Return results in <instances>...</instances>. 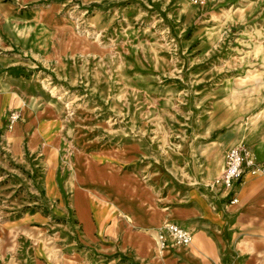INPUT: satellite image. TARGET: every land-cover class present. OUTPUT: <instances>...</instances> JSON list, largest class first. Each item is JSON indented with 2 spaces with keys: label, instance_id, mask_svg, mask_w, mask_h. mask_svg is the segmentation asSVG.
<instances>
[{
  "label": "rangeland",
  "instance_id": "obj_1",
  "mask_svg": "<svg viewBox=\"0 0 264 264\" xmlns=\"http://www.w3.org/2000/svg\"><path fill=\"white\" fill-rule=\"evenodd\" d=\"M76 6L82 8L75 12L82 20L74 21L72 34L97 52L66 62L62 69L61 61L30 73L0 69V79L6 74L36 79L30 89L39 106L54 109L59 138L48 152L40 144L32 153L26 143L25 156L0 164V205H9L0 212V223L10 229H0V255L11 264H31L35 248L57 264L72 251L106 264L101 244L110 242L117 225L122 237H154L159 228H144L143 211L131 215L111 201L133 195L129 203L136 209L147 195L164 205V196L176 190L208 188L201 176L215 157L213 148L208 149L212 137L203 136L210 117L228 100L226 89L237 100L247 93L238 81L260 78L252 66L259 58L253 49L264 47V6L247 7L240 0H173L162 9L163 2L150 0V6H138L142 17L127 21L121 15L107 29L93 20L97 8ZM58 8L54 3L33 12L43 21L46 15L55 17ZM13 89L19 92L20 87ZM20 110L8 111L6 129L13 127L12 112ZM42 126L34 131L45 135ZM3 134L4 129L0 145ZM48 175L54 199L46 189ZM83 175L96 177V183L87 185L97 186L91 187L92 194L106 200L94 201L92 218L99 228L94 241L85 238L67 188L69 180Z\"/></svg>",
  "mask_w": 264,
  "mask_h": 264
},
{
  "label": "crops",
  "instance_id": "obj_2",
  "mask_svg": "<svg viewBox=\"0 0 264 264\" xmlns=\"http://www.w3.org/2000/svg\"><path fill=\"white\" fill-rule=\"evenodd\" d=\"M33 1L0 0V69L6 67L30 73L36 67L59 61L63 63L60 66L62 69L68 65L64 64L66 62L76 63L87 54L97 52V49L88 48L84 40L80 42L72 34V31L76 33L77 24L74 21L82 20V17L75 15L78 9H82L76 5H92L97 8L93 20L102 29L112 27L121 15L126 20L142 17V9L138 6L142 7L143 3L150 6V0ZM158 1L163 2L164 9L173 0ZM240 1L247 7L250 3L255 7L264 6V0ZM42 2L45 3L42 5ZM54 3L59 8L55 17L44 16L43 21L48 24L46 27L41 24L43 21L39 20L33 9L50 7ZM182 4L183 2L179 3L180 6ZM253 50L259 58L254 59L252 67L254 71H259L260 78L253 82L238 81V87L247 88V93L238 96L237 100L226 89L228 100H223L222 105L215 108L210 117V126L203 135L212 137L208 149L213 148L215 156L208 163L207 175L201 176L202 181L208 183V188L204 191L196 188L176 190L164 196V205H159L153 196L147 195L136 209L129 203V198L133 199V195L128 198L117 197V201H111L131 215L143 211L146 214L144 228H161L167 221L179 224L192 232L191 244H171L165 254L161 255L157 250L156 235L152 237L146 234L135 239L122 237L120 226L117 225L112 230L110 242L101 244L100 256L107 259L106 264H264V47H259L257 52L256 47ZM9 75L0 79V132L4 129L0 164L4 166L12 162L10 157L25 156L26 143L32 153L40 144H45L48 152L58 138L57 132L54 134V127L58 125L54 109L51 105L39 106V97L33 95L30 89L36 79H28L26 76L16 79ZM13 87H20L19 92L12 90ZM15 107L21 108L22 117L13 123L11 129H6L8 111ZM37 124L43 125L42 132H46L45 135L34 131ZM239 145L246 146L256 161L254 166L247 167L243 175L244 182L236 183L234 192L239 201L232 203L233 192H224L214 186L212 181L223 170L228 149ZM5 150L8 152L5 153ZM81 178L69 180L67 188L71 190L72 202L85 238L87 241H94L95 231L98 232L99 229L92 218L94 201L102 204L106 200L102 199V194L93 195V186L87 185L97 182L95 176L83 175ZM45 185L50 198L54 199L56 194L51 175H48ZM95 188L97 186L93 187ZM4 207L6 210L2 209ZM7 207L9 205H0V212L8 211ZM0 229L7 232L10 230L6 223H0ZM35 255L36 260L31 264H57L55 258L42 249L35 248ZM4 263L11 264L1 254L0 264ZM63 264L94 263L84 251H72L63 260Z\"/></svg>",
  "mask_w": 264,
  "mask_h": 264
},
{
  "label": "built area",
  "instance_id": "obj_3",
  "mask_svg": "<svg viewBox=\"0 0 264 264\" xmlns=\"http://www.w3.org/2000/svg\"><path fill=\"white\" fill-rule=\"evenodd\" d=\"M203 0H195L196 3ZM12 123L22 117L20 111H13L11 114ZM256 158L244 145L233 146L228 149L225 157V163L221 173L212 181L214 186L222 189L224 192L232 193V203L239 201L238 195L234 192L237 182H244L243 175L247 167L255 165ZM264 170V168H262ZM228 194V195H229ZM156 246L160 250H166L171 244L187 246L193 241V234L190 230L171 221L159 228L156 234Z\"/></svg>",
  "mask_w": 264,
  "mask_h": 264
},
{
  "label": "bare ground",
  "instance_id": "obj_4",
  "mask_svg": "<svg viewBox=\"0 0 264 264\" xmlns=\"http://www.w3.org/2000/svg\"><path fill=\"white\" fill-rule=\"evenodd\" d=\"M194 2H195V0H194ZM158 251H159V253L162 255H164L165 254V252H166V250H160V249H158Z\"/></svg>",
  "mask_w": 264,
  "mask_h": 264
}]
</instances>
